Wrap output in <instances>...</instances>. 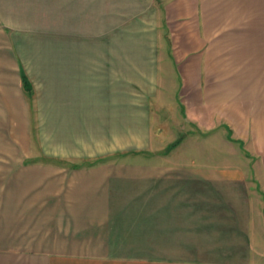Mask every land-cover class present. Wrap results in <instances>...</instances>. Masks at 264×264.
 Listing matches in <instances>:
<instances>
[{
    "label": "crops",
    "instance_id": "crops-1",
    "mask_svg": "<svg viewBox=\"0 0 264 264\" xmlns=\"http://www.w3.org/2000/svg\"><path fill=\"white\" fill-rule=\"evenodd\" d=\"M2 49L50 142L81 145L59 158L101 160L3 159L0 264H264V153L242 170L124 146L126 130L150 143L145 100L163 81L212 129L226 81L264 80V0H0ZM250 175L261 192L235 183Z\"/></svg>",
    "mask_w": 264,
    "mask_h": 264
},
{
    "label": "rangeland",
    "instance_id": "rangeland-1",
    "mask_svg": "<svg viewBox=\"0 0 264 264\" xmlns=\"http://www.w3.org/2000/svg\"><path fill=\"white\" fill-rule=\"evenodd\" d=\"M0 58H5L3 49L0 50ZM2 59H0L2 61L0 63V179L8 171V167L10 168L3 159L8 156L17 158L22 153L48 152L56 155L50 156V161L55 163L92 164L100 161L101 158L71 161L59 158L63 157L59 156V153L69 154L72 150L78 151L81 145H78L76 149L75 145L50 142L53 122L48 123L44 120L43 114L36 111L35 93L32 92L34 90L30 94L20 92V95L16 97L17 91L10 87L14 83L10 74L11 70L7 69L9 62ZM17 66L20 67L19 63L16 64ZM25 69H30V65ZM163 82L165 94L174 90L175 81ZM226 82V87L222 85V94L225 89L228 91V95L222 97L223 118L212 129L197 128L183 116L178 101L174 102L173 97L165 95L164 92L158 93L156 97H146L145 101L150 98L148 106L150 117L148 124L152 132L150 143L142 141L139 136L141 143L133 140L132 130H126L124 144L126 151L133 148H146L155 153H171L183 148L184 153L186 151L189 153L188 157L174 162L193 165L200 162L197 155L201 154L204 155L206 167L242 170L261 168V153H264V80ZM178 138L179 144H173ZM126 151V155H132V152ZM141 162L149 161L141 158ZM158 162L165 161L158 160ZM247 178L248 180L245 181V177H238L235 183L255 184L256 189L261 192L259 177L250 175Z\"/></svg>",
    "mask_w": 264,
    "mask_h": 264
},
{
    "label": "trees",
    "instance_id": "trees-1",
    "mask_svg": "<svg viewBox=\"0 0 264 264\" xmlns=\"http://www.w3.org/2000/svg\"><path fill=\"white\" fill-rule=\"evenodd\" d=\"M22 86H23V89L25 90V92L29 93L30 92V86H29V83L27 82V80L22 77ZM176 142H178V139L176 140ZM175 144V143H173Z\"/></svg>",
    "mask_w": 264,
    "mask_h": 264
}]
</instances>
